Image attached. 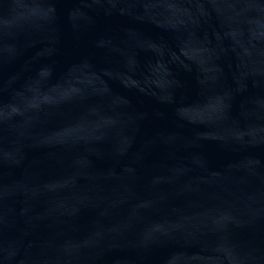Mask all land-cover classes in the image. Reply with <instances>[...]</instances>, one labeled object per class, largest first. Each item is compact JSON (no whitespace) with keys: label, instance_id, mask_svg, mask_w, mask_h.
Segmentation results:
<instances>
[{"label":"water","instance_id":"obj_1","mask_svg":"<svg viewBox=\"0 0 264 264\" xmlns=\"http://www.w3.org/2000/svg\"><path fill=\"white\" fill-rule=\"evenodd\" d=\"M0 264H264V0H0Z\"/></svg>","mask_w":264,"mask_h":264}]
</instances>
